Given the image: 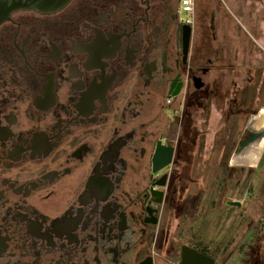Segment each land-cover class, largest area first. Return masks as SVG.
I'll list each match as a JSON object with an SVG mask.
<instances>
[{
    "label": "flooded vegetation",
    "instance_id": "obj_1",
    "mask_svg": "<svg viewBox=\"0 0 264 264\" xmlns=\"http://www.w3.org/2000/svg\"><path fill=\"white\" fill-rule=\"evenodd\" d=\"M208 1L190 22L181 0H70L0 24V264H264L262 192L247 213L203 159L232 85L261 88L254 40Z\"/></svg>",
    "mask_w": 264,
    "mask_h": 264
},
{
    "label": "rangeland",
    "instance_id": "obj_2",
    "mask_svg": "<svg viewBox=\"0 0 264 264\" xmlns=\"http://www.w3.org/2000/svg\"><path fill=\"white\" fill-rule=\"evenodd\" d=\"M220 2L221 7L225 12L229 13L233 19L239 20L248 33V36L250 35L249 37L254 40L256 47L252 50L254 53H248L249 55L246 63L249 72L247 73L248 77H246L247 82L249 77L258 78L259 81L256 86L261 88L256 92L258 95L255 98L254 83H252V85L247 84L248 88L245 93L243 90H236L234 92L235 89L232 85L231 89L233 91L231 96L232 98H238V102L235 104V99H233L230 108V115H238V117L230 120V123L227 125V128L229 129V131H226V133L228 132L227 135L223 134V132H225L223 130L219 132L222 136V140L221 136H213L214 144L217 146H215L211 153L205 151L203 159L205 160L209 157L207 164H209V167L215 171L216 175L223 174V162L227 163L229 168L226 172L231 178L229 181L231 183L230 189L228 190L229 194L232 198L244 200L247 213L253 214L255 212V202L257 201V189H260L262 196L264 197V153L256 166L236 164L232 161V158L236 153L239 141L247 135L245 130L250 119L253 115L258 113L261 108H264V0H220ZM200 4L203 9L210 5L208 0H200ZM188 16L191 17L192 15L189 13H182L183 19H186ZM260 53L261 56H255ZM242 92L245 94L244 97L241 95ZM245 99L246 101L244 104L242 102ZM179 111L180 109L176 107V113ZM211 122L214 124L216 130L223 125L224 116L221 115L219 118L216 111H213ZM231 133H234L235 135L233 139L234 146L232 149H230ZM225 136L226 139L223 141ZM228 144L229 149H224ZM226 181H228V179ZM237 183H239V185H237ZM233 208L237 209L238 207L228 204L222 206V210L227 211V214L231 212L233 213ZM220 215L222 214L218 209L215 219L210 222L208 227L210 237L204 238L208 239L214 248L229 239L230 231H228V229L231 230L232 228L229 223L230 221L225 222V229L224 226L222 227L219 225Z\"/></svg>",
    "mask_w": 264,
    "mask_h": 264
},
{
    "label": "bare ground",
    "instance_id": "obj_3",
    "mask_svg": "<svg viewBox=\"0 0 264 264\" xmlns=\"http://www.w3.org/2000/svg\"><path fill=\"white\" fill-rule=\"evenodd\" d=\"M245 131L247 135L240 140L241 144L232 161L255 166L264 149V109L252 116Z\"/></svg>",
    "mask_w": 264,
    "mask_h": 264
},
{
    "label": "water",
    "instance_id": "obj_4",
    "mask_svg": "<svg viewBox=\"0 0 264 264\" xmlns=\"http://www.w3.org/2000/svg\"><path fill=\"white\" fill-rule=\"evenodd\" d=\"M69 1L70 0H0V24L8 20L12 14L17 11L34 10L42 13H51L62 9L69 3ZM188 38L189 34L187 33L186 42H188ZM176 95L177 92L170 94V96ZM240 144L241 141H239L237 149L239 148ZM227 203L237 206L241 205V202L238 200L234 201L230 199L227 201Z\"/></svg>",
    "mask_w": 264,
    "mask_h": 264
},
{
    "label": "built area",
    "instance_id": "obj_5",
    "mask_svg": "<svg viewBox=\"0 0 264 264\" xmlns=\"http://www.w3.org/2000/svg\"><path fill=\"white\" fill-rule=\"evenodd\" d=\"M194 7L195 3L194 0H181L180 2V10L183 13H189L192 16L186 18V22H190L192 20L193 14H194Z\"/></svg>",
    "mask_w": 264,
    "mask_h": 264
},
{
    "label": "trees",
    "instance_id": "obj_6",
    "mask_svg": "<svg viewBox=\"0 0 264 264\" xmlns=\"http://www.w3.org/2000/svg\"><path fill=\"white\" fill-rule=\"evenodd\" d=\"M230 135H231V139H230V149H232V147L234 146V143H233L234 140L233 139H234L235 135H234V133H231ZM231 151H230V153H231Z\"/></svg>",
    "mask_w": 264,
    "mask_h": 264
}]
</instances>
